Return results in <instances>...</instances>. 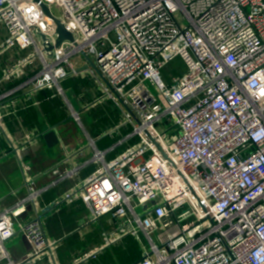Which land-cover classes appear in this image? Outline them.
<instances>
[{"label":"built area","instance_id":"2783aa9c","mask_svg":"<svg viewBox=\"0 0 264 264\" xmlns=\"http://www.w3.org/2000/svg\"><path fill=\"white\" fill-rule=\"evenodd\" d=\"M41 4L60 9L53 15L74 41L56 47ZM0 23V56L24 51L0 72V88L19 82L0 93V137L20 95L62 94L84 53L106 82L101 100L131 129L127 148L111 161L96 151L101 167L55 206L81 200L91 222L111 215L106 243L134 237L135 264H264V0H0ZM176 58L185 72L167 82ZM48 174L64 180L77 170L61 164ZM26 185L28 197L0 213V264H59V242L36 208L41 190L28 177ZM28 203L36 214L21 223ZM18 235L29 249L15 259L8 243Z\"/></svg>","mask_w":264,"mask_h":264},{"label":"crops","instance_id":"0c3cea01","mask_svg":"<svg viewBox=\"0 0 264 264\" xmlns=\"http://www.w3.org/2000/svg\"><path fill=\"white\" fill-rule=\"evenodd\" d=\"M7 35L6 26L0 23V44ZM22 55L24 51L19 49L1 55L0 72ZM76 63L80 75L60 82L62 94L57 89H44L32 95H20L17 115L6 121L5 133L0 137V213L28 197V177L33 180V186L41 190L36 208L45 211V230L50 238L59 242L56 251L59 264H135L142 257V248L134 237L126 236L110 245L106 243L105 235H112L116 228L111 215L91 222L89 210L81 200L55 206V201L80 179H86L101 167L102 164L93 161L96 151H100L106 161L115 159L127 148L126 137L131 133L130 127H118L122 114L115 103L110 99L101 100L99 84L106 82L100 73L85 57ZM171 77L172 74H168L166 81L170 82ZM18 83L3 84L0 93ZM74 113L78 114V120ZM70 118L78 124L85 139L64 141L59 126ZM52 130L59 142L51 145L45 135ZM91 141L94 145H89ZM129 142L133 143L134 139ZM61 164L62 168L76 167L77 175L64 180L49 176V170ZM35 214L34 205L28 203L18 221L26 223ZM8 248L11 256L19 259L28 251L29 243L18 235L8 243ZM38 264L50 263L44 258Z\"/></svg>","mask_w":264,"mask_h":264},{"label":"rangeland","instance_id":"374dc122","mask_svg":"<svg viewBox=\"0 0 264 264\" xmlns=\"http://www.w3.org/2000/svg\"><path fill=\"white\" fill-rule=\"evenodd\" d=\"M52 12L55 16L60 17L61 12L59 8L53 7ZM167 68L170 74H181L185 72V66L183 62L178 58L171 61ZM59 132L64 139L65 142H77L81 139H85L81 129L79 128L78 124L73 120V118L67 120L61 126H59ZM156 238V237H155Z\"/></svg>","mask_w":264,"mask_h":264},{"label":"water","instance_id":"95a60500","mask_svg":"<svg viewBox=\"0 0 264 264\" xmlns=\"http://www.w3.org/2000/svg\"><path fill=\"white\" fill-rule=\"evenodd\" d=\"M37 3L40 2V0H35ZM41 8L44 12V14L53 20V22L55 23L56 25V33L58 34V41H57V44H56V47H59L62 43V41L68 39L70 41H74V38L72 36L71 33H69L64 25L62 24V22L57 19L50 11V9L45 5V4H41ZM48 50H52V47H50ZM84 56L85 58L87 59V61L97 70L96 66L94 65V63L92 62L91 58L89 56H87L85 53H84ZM98 71V70H97ZM45 138L47 140V142L49 144H57L59 142V138L56 134L55 131H49L46 135H45Z\"/></svg>","mask_w":264,"mask_h":264},{"label":"trees","instance_id":"16d2710c","mask_svg":"<svg viewBox=\"0 0 264 264\" xmlns=\"http://www.w3.org/2000/svg\"><path fill=\"white\" fill-rule=\"evenodd\" d=\"M182 62H183V61H182ZM183 64H184V63H183ZM168 74H170V72H169V70H168V68H167V66H166V68L163 70V76H164L165 80L167 79L166 77H167Z\"/></svg>","mask_w":264,"mask_h":264}]
</instances>
